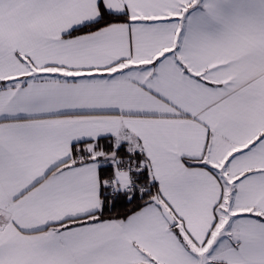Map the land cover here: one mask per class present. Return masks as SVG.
Returning a JSON list of instances; mask_svg holds the SVG:
<instances>
[{"label": "snow or ice", "instance_id": "obj_1", "mask_svg": "<svg viewBox=\"0 0 264 264\" xmlns=\"http://www.w3.org/2000/svg\"><path fill=\"white\" fill-rule=\"evenodd\" d=\"M0 264H264V0H0Z\"/></svg>", "mask_w": 264, "mask_h": 264}]
</instances>
